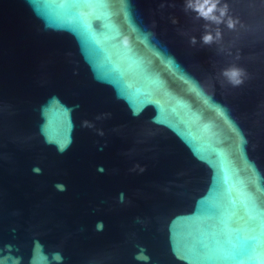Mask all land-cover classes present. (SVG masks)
Wrapping results in <instances>:
<instances>
[{"label":"water","instance_id":"obj_1","mask_svg":"<svg viewBox=\"0 0 264 264\" xmlns=\"http://www.w3.org/2000/svg\"><path fill=\"white\" fill-rule=\"evenodd\" d=\"M0 264H264V0H0Z\"/></svg>","mask_w":264,"mask_h":264},{"label":"snow or ice","instance_id":"obj_2","mask_svg":"<svg viewBox=\"0 0 264 264\" xmlns=\"http://www.w3.org/2000/svg\"><path fill=\"white\" fill-rule=\"evenodd\" d=\"M203 7H204V5H201V6H200V9H202ZM200 9H198V10H200ZM211 11H212V8H211V9L208 8V12H211ZM201 14H202V15H207L206 12H202Z\"/></svg>","mask_w":264,"mask_h":264},{"label":"clouds","instance_id":"obj_3","mask_svg":"<svg viewBox=\"0 0 264 264\" xmlns=\"http://www.w3.org/2000/svg\"><path fill=\"white\" fill-rule=\"evenodd\" d=\"M212 7H214V6H212ZM209 9H211V7H209ZM205 39L207 40V39H209V37L206 36ZM231 71H232L233 74H235V72H236L235 69H233V70H231Z\"/></svg>","mask_w":264,"mask_h":264}]
</instances>
